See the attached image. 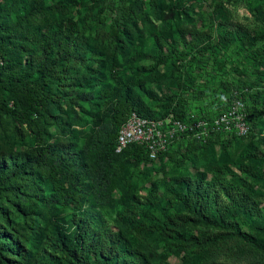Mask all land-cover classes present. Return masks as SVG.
<instances>
[{
    "label": "trees",
    "instance_id": "16d2710c",
    "mask_svg": "<svg viewBox=\"0 0 264 264\" xmlns=\"http://www.w3.org/2000/svg\"><path fill=\"white\" fill-rule=\"evenodd\" d=\"M236 1L0 0V264H264V0ZM235 101L249 132L176 137L180 172L117 150L132 112Z\"/></svg>",
    "mask_w": 264,
    "mask_h": 264
},
{
    "label": "built area",
    "instance_id": "2783aa9c",
    "mask_svg": "<svg viewBox=\"0 0 264 264\" xmlns=\"http://www.w3.org/2000/svg\"><path fill=\"white\" fill-rule=\"evenodd\" d=\"M244 105L235 101L227 110L211 120L194 118L191 123L183 122L172 115L163 118L139 116L132 112L121 125L117 134V150L122 149L130 142L143 144L149 157L155 159L163 152L168 143L188 131L196 137L203 138L210 134V130L234 132L237 136H244L249 132ZM194 116H192L193 118ZM198 131H193L194 129Z\"/></svg>",
    "mask_w": 264,
    "mask_h": 264
},
{
    "label": "rangeland",
    "instance_id": "374dc122",
    "mask_svg": "<svg viewBox=\"0 0 264 264\" xmlns=\"http://www.w3.org/2000/svg\"><path fill=\"white\" fill-rule=\"evenodd\" d=\"M236 1V0H235ZM189 2H192L194 5L196 4L195 0H189ZM256 4L253 3V6ZM234 9V14L236 15L237 19L238 20H242L243 21V16H247V17H250L253 13L251 10H249L248 8V5L246 4V2L244 0H238L236 1V4L232 7ZM208 15L207 13V9H197V16L199 19H203V18H206ZM237 144H234L233 147H231V152L232 151H235L236 152V157H238L240 154H242V152L245 150V148H249L250 146H253V143H250L247 145L246 142H240V144H238L239 146L237 147ZM214 151L216 152V154L219 156L221 155L222 157H228V155H222V152L220 150V148H215ZM190 160L186 161L185 162V167L187 170H192L194 168V165H193V160H194V157L193 156H190L189 157ZM198 166H199V169H204V162L203 161H200L197 163ZM165 166V169L168 173H176V172H180L181 171V168L180 169H177L176 168V165L172 162V161H169V159L167 158H164L163 160H159V159H154V163L149 165L148 167H141V169L139 170V172L141 173L142 170H144L145 172H153L154 174V166ZM184 170V169H182ZM134 175L135 177H140V174L138 173V171H135L134 172ZM161 175V172L160 174H158V176ZM261 206L263 207L264 209V201L262 202ZM171 263L172 264H178L179 263V260L177 258H174L172 257L171 258Z\"/></svg>",
    "mask_w": 264,
    "mask_h": 264
}]
</instances>
